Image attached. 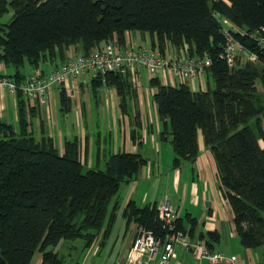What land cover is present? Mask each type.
Wrapping results in <instances>:
<instances>
[{
    "label": "trees",
    "instance_id": "obj_1",
    "mask_svg": "<svg viewBox=\"0 0 264 264\" xmlns=\"http://www.w3.org/2000/svg\"><path fill=\"white\" fill-rule=\"evenodd\" d=\"M9 7L10 16L0 21V61L13 69L0 73L17 83L26 74L21 69L24 63L34 69L30 72H46L50 69L36 70L45 58L57 54L62 61L112 35L122 43L125 30L145 32L148 46L162 53H176L186 44L188 53L209 57L203 69L204 87L182 80L161 82L157 76L147 79L154 87L150 97L156 134L169 141L174 166L195 158L196 134L201 133L237 238L244 246L260 245L263 257L253 264H264V48L234 31L255 57H236L228 65L218 54L225 21L246 30L264 27V0H0V15ZM69 45L73 51L66 52ZM88 83L92 94L102 84L113 86L123 113L136 104V89L127 71L89 74ZM13 93L15 129L0 119V264H29L35 250L38 264H68L52 246L60 238L80 237L85 247L99 234L100 244L117 206L112 196L122 181L136 176L146 156L137 149L107 151L103 167L83 169L85 158L80 157L77 136L65 137L61 151L50 135L33 137L27 120L31 106H26L19 87ZM58 101L62 111L69 109L63 85ZM127 116L131 138L140 137L136 106ZM155 204L138 205L129 198L120 214L124 223L133 221L160 232ZM184 217V222L183 216L175 218L176 226L204 238L211 249L217 233L195 232L194 217Z\"/></svg>",
    "mask_w": 264,
    "mask_h": 264
},
{
    "label": "crops",
    "instance_id": "obj_2",
    "mask_svg": "<svg viewBox=\"0 0 264 264\" xmlns=\"http://www.w3.org/2000/svg\"><path fill=\"white\" fill-rule=\"evenodd\" d=\"M125 39L130 42H148V35L145 32L125 30ZM73 46L69 45L66 49L67 51L72 50ZM73 51V50H72ZM172 53V51L169 50ZM60 59L53 61V58L44 60L39 63L36 70L43 68V71L51 69L54 67ZM34 70L32 67L28 66L24 72H30ZM0 71L8 72L6 66L0 61ZM137 74H135V80L139 82L135 86L137 97L135 98L136 104L133 102L130 104L131 109H128L126 113L120 111L117 103V95L115 89L111 85H100L98 87L102 88V94L104 96V106L108 112L109 117L112 118V122L116 128L114 133L113 141L105 143L101 147H97L95 150L96 154L101 150L104 155L107 151L115 150H139L144 156H146V161L140 166V169L136 176L127 181H122V186L118 187L115 195L112 196L111 201L117 203L119 209L126 203L129 198H132L138 205H143L144 203H150L152 201H158L162 197L166 196L171 205L175 208L177 216H183L182 221L184 222V216L194 217L195 221V232L197 230H214L217 233V239L212 240L211 249L223 250L226 253H235L238 258L239 264H253L254 262L262 259V248L248 247L242 245L236 235L234 224L232 221V213L229 205L222 195L219 187V182L216 174L215 164L210 150L203 144L201 133L196 134L198 152L194 159H185L179 162L177 165H171V157L165 158L168 162L169 172L164 171L167 176V183L163 185V190L160 197L156 198L155 194L150 193L148 188H145L142 192V186H138V181H144L146 173L150 174L152 172L159 173L161 170L158 165L157 155L151 153L149 147L158 151V143L156 142L158 124L156 122V115L154 110V103L150 99V93L154 87L147 82V75L143 67L136 68ZM135 73V71H134ZM204 73L196 76L191 81V86H200L202 84V76ZM89 74L88 72H83L74 78H67L60 83H52L49 85L46 91V97L44 102H37L31 97H25L26 106H31L30 113L27 114L28 129L33 135V137L38 138L41 134L45 133L52 137L53 143L58 148L59 151L62 149V140L65 137H69L66 131H63L55 120V100L58 99V89L60 85H63L66 92L67 90L75 89L76 91V103L78 106V113L80 109L85 108V101H80V97L77 95L82 90H85L88 83ZM91 91V90H90ZM68 94V92H67ZM69 96V95H68ZM59 102V101H58ZM87 105V104H86ZM151 109H150V107ZM16 101L14 93L6 89L5 87H0V119L5 122H9L16 127ZM135 106L138 109V119L140 125V137L135 136L131 138L129 134V126H131V119L127 115L134 114ZM146 106V108H143ZM71 107V103H70ZM131 117V116H130ZM79 139V153L80 157L84 155L85 162L89 159V138L90 135L85 133V130H81L78 133H72ZM71 134V135H72ZM136 134V132H135ZM111 136L110 129L108 134ZM88 140V141H87ZM166 140V139H163ZM85 141V142H84ZM143 143L147 145L143 146ZM97 146V145H96ZM166 146V145H165ZM96 149V148H95ZM168 153V149H166ZM151 158V159H150ZM187 163V165H186ZM148 165V168H147ZM120 183V184H121ZM120 213V211H119ZM121 215V214H120ZM122 217V215H121ZM124 220V218L122 217ZM136 223L129 221L123 224L122 237L118 243L116 250V256L112 264H191V256L188 250L177 247L175 248L174 254L164 261H159L157 256L150 258L143 262L140 257L139 261L134 260L129 262L127 258L128 246L132 240L134 228ZM187 226V223H186ZM196 236L195 234H192ZM98 236L95 237L93 242L89 246L98 245ZM94 252L98 251V246H94ZM39 259V257H38ZM38 259L35 264H38ZM201 264H210L205 261V259H200ZM227 264V263H219Z\"/></svg>",
    "mask_w": 264,
    "mask_h": 264
},
{
    "label": "built area",
    "instance_id": "obj_3",
    "mask_svg": "<svg viewBox=\"0 0 264 264\" xmlns=\"http://www.w3.org/2000/svg\"><path fill=\"white\" fill-rule=\"evenodd\" d=\"M225 22L221 26L223 41L218 54L228 65L233 64L236 57L239 59L255 57V54L234 35V31L245 33L264 48V33L260 32V29H264L263 26L246 30L244 27ZM209 62L207 55L188 53L186 44L182 45L176 53L169 51L162 53L156 48L149 47L146 42L135 43L125 39L119 43L112 35L97 45L91 46L85 53H69L58 65L46 72L26 73L18 83L11 75L0 73V87H5L11 92L19 87L25 96L37 102H44L50 84L60 83L69 77L74 78L83 72L92 75L105 70L127 71L131 82L137 86L139 82L135 80V74L138 67H143L147 78L157 76L161 82L173 84L182 80L191 85L192 79L202 74L205 65ZM155 211L162 230L153 232L150 228L136 224L128 246L129 262L139 261V257L145 262L156 256L159 261H164L174 254L175 248L180 247L190 253L191 264H201V258L210 264L222 262L239 264L235 253L209 249L204 238L191 235L187 229L177 227L176 210L166 196L156 202Z\"/></svg>",
    "mask_w": 264,
    "mask_h": 264
},
{
    "label": "rangeland",
    "instance_id": "obj_4",
    "mask_svg": "<svg viewBox=\"0 0 264 264\" xmlns=\"http://www.w3.org/2000/svg\"><path fill=\"white\" fill-rule=\"evenodd\" d=\"M11 10L12 9L9 7L5 12H3L0 15V21H4L8 19ZM134 31L136 32L138 30L134 29ZM45 59L48 60V58ZM58 59L59 56L56 54L53 57V61H57ZM27 67L28 64L24 63L21 69L24 71ZM12 69L13 68L11 65L6 66L7 71H12ZM201 78H202V84H200V86L204 87L206 85L204 74ZM209 84H211V80H209ZM85 90L87 91L83 92V94L81 89H79V91H81L80 93H78L77 91V95L78 97H80V101L83 100L85 101V108L82 107V109H80V113H78V106L74 107V104L76 103L75 89H72L70 91L67 90L69 95V100L71 103V107H69V109L62 111V109L59 108L58 99H56L55 120L58 126L63 131H66L69 136H71L72 133H78L81 130L83 131L85 130V133L90 135L88 142L90 148L88 152L89 159L88 162L83 163V169L87 166L103 167L104 158L102 151L100 150L97 153V155H95L96 154L95 150H97V147L103 146L104 143L105 145H107V142L113 141V139L115 138L114 133L116 131V128L112 122V118L109 117L108 110L104 106L102 107V104L105 102L104 96L102 94V88L97 87L96 94H92L89 85H86ZM136 97H137V93H136ZM143 108H146V106H144ZM109 129L111 132V136L107 135ZM156 139H157L156 142L158 143L159 146L157 147L158 151L156 152L155 150L153 151L151 147L149 148L152 154L154 153V155H157L158 165L161 172L159 173L152 172L150 174L146 173L147 175L144 181L139 180L137 187L142 186V192L143 190H145V188H148L151 195L155 194L157 198L160 197L161 195V192L163 190V185L164 184L166 185L168 181L164 171L169 172L170 168L168 167L167 165L168 162L165 161V158L168 157V161H169V158L171 157V147L167 139L163 140V139H159L158 137ZM143 146L146 147L147 145L143 143ZM166 149L169 150L168 153ZM183 160L185 159H182L181 161ZM122 184L123 183L120 184V187L122 186ZM119 211H120L119 206H116L113 212L114 213L113 218L111 217L110 227L108 228L106 235H104V237L102 238L101 245H98L95 242V245L93 246L88 245L84 247L82 245V240L80 237H73V238H60L52 246V248L55 249L59 254H61L68 262V264H112L116 256L118 243L122 237V232H123L122 227L124 224V220L122 219ZM99 236L100 234L98 235V238ZM96 245L98 246V251L94 252L92 250ZM257 247L261 248L260 245ZM38 257H39V251L35 250L32 254L29 264H35L37 262Z\"/></svg>",
    "mask_w": 264,
    "mask_h": 264
}]
</instances>
